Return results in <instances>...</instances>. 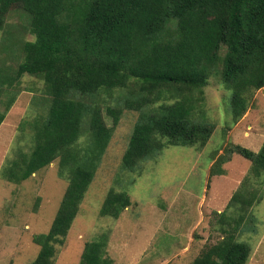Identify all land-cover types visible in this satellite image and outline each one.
<instances>
[{
	"label": "trees",
	"instance_id": "16d2710c",
	"mask_svg": "<svg viewBox=\"0 0 264 264\" xmlns=\"http://www.w3.org/2000/svg\"><path fill=\"white\" fill-rule=\"evenodd\" d=\"M14 6L25 10L23 26L7 22ZM1 33L0 93L8 98L0 126L23 76L45 80L52 98L47 113L23 122L26 150L5 163L1 176L20 183L59 159V176L68 182L49 231L33 238L40 249L32 264H55L111 143L113 128L99 113L103 100L138 112L122 158L123 171L137 172L167 146L207 145L216 128L204 110L211 77L232 91L233 124L264 88V0H0ZM234 154L252 162L255 177L264 176V142L258 152L231 144L221 163ZM127 189L108 192L101 216L126 217L134 206ZM255 201V192L239 189L225 211L215 212L222 238L192 264H248L251 245L237 234L250 229L244 222ZM233 206L238 214L228 217ZM137 214L127 223L137 225ZM108 240L106 232L87 242L79 264H114Z\"/></svg>",
	"mask_w": 264,
	"mask_h": 264
},
{
	"label": "rangeland",
	"instance_id": "374dc122",
	"mask_svg": "<svg viewBox=\"0 0 264 264\" xmlns=\"http://www.w3.org/2000/svg\"><path fill=\"white\" fill-rule=\"evenodd\" d=\"M24 12L23 8L14 6L8 24L23 26L27 20ZM1 36L2 33L0 45ZM25 38L34 40L30 32H25ZM5 58L0 53V65ZM219 78L211 77L205 89L204 110L216 126L207 145L167 146L156 158L142 162L137 172L123 171L122 158L138 112L103 100L99 106L100 118L113 128L112 140L66 242L58 250L55 264H79L85 244L106 232L107 255L114 264H192L204 248L222 238L218 229L221 218L215 212H223L239 189L255 192L256 201L244 222L250 229L239 232L237 237L251 245L248 264H264V176L255 177L251 173L252 162L240 154L221 163L231 144L255 152L261 149L264 88L254 93L245 116L233 124L232 91ZM15 93L16 102L0 126V264H32L40 249L33 238L49 231L68 182L59 176V159L20 183L1 176L5 163L20 148L26 150L29 131L23 133V122L35 119L38 113H47L52 99L45 80L30 75L22 77L20 89ZM7 98L6 92L0 93L2 111L5 107L1 102ZM60 103L65 105L69 100ZM109 108L117 114L109 113ZM218 170H224L225 175H214ZM133 181L135 186L129 188ZM112 188L118 191L128 188L133 193L130 195L134 206L124 212L126 217L122 220L100 214ZM236 208L228 209V217L238 214ZM136 210H139L137 225L127 223L135 218Z\"/></svg>",
	"mask_w": 264,
	"mask_h": 264
},
{
	"label": "clouds",
	"instance_id": "9594fccd",
	"mask_svg": "<svg viewBox=\"0 0 264 264\" xmlns=\"http://www.w3.org/2000/svg\"><path fill=\"white\" fill-rule=\"evenodd\" d=\"M249 161H250V160H249ZM231 198H232V197H231ZM231 198H230V200H231ZM225 210H226V209H225ZM225 210H224V211H225ZM219 213H222V212H219Z\"/></svg>",
	"mask_w": 264,
	"mask_h": 264
}]
</instances>
